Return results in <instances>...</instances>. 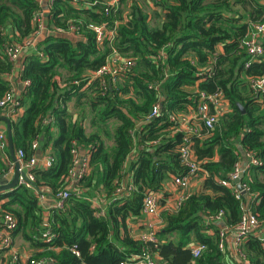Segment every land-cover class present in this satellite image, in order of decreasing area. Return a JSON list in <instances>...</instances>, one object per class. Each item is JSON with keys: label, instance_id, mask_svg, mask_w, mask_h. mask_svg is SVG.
Masks as SVG:
<instances>
[{"label": "trees", "instance_id": "1", "mask_svg": "<svg viewBox=\"0 0 264 264\" xmlns=\"http://www.w3.org/2000/svg\"><path fill=\"white\" fill-rule=\"evenodd\" d=\"M108 1L78 0L80 6H76L72 0H48L44 11L41 0H0V99L12 88L7 76L14 69L5 46H21L33 37L40 12H45L48 29L23 57L21 79L30 83L21 91L24 114L18 121L12 119V127L16 151L22 148L26 160L37 156L38 150L45 156L49 149L54 160L48 168L38 164L31 170L34 189L21 185L0 192V215L10 212L18 220L13 237L23 234L36 249L33 258L54 260L46 264H121L144 246H152L132 233L130 221L143 217L145 192H162L172 174L187 170L179 152L182 134L173 131L169 113L195 107L201 92H222L230 110L220 114L214 129L193 137V150L206 171L201 173L202 190L179 209L162 212V242L155 251L160 264H226V252L219 245L221 220H215V215L224 211L222 220L231 231L241 221L243 204L249 199L259 227L241 245L247 259L243 264H264V238L260 237L264 228V90L256 92L251 87L252 78L264 75V53L252 57L241 45L250 21H264V4L261 0H155L160 10L154 15L160 20L153 22L135 0L129 1L127 19L122 7L127 0L105 12ZM70 22L79 27V38L53 31ZM90 23L116 27L113 46L135 59V65L115 82L108 80L104 90L100 77L89 76L107 63L112 45L106 41L100 46ZM162 50L165 54L158 58ZM151 83L158 88L150 87ZM70 101L75 102L76 117ZM158 101L162 112L148 118ZM90 108L102 124L112 118L119 121L112 146L99 131L86 132L83 120ZM50 117L53 122L46 123ZM154 139L159 143L150 145ZM36 140L37 149L33 147ZM74 145L92 151V170L70 192L63 208L51 207L45 216L37 190L55 194L64 187ZM133 150L135 156L127 166ZM248 152L262 164H251L245 171L242 182L250 190L237 198L219 180H230ZM2 158L0 173H8L12 157L8 153ZM127 174H132L136 190L116 198V189ZM162 194L164 201L169 194ZM96 195L108 198L105 214H98L100 208L87 199ZM46 231L52 234L50 240L44 237ZM195 243L206 246L199 257L192 253Z\"/></svg>", "mask_w": 264, "mask_h": 264}, {"label": "built area", "instance_id": "2", "mask_svg": "<svg viewBox=\"0 0 264 264\" xmlns=\"http://www.w3.org/2000/svg\"><path fill=\"white\" fill-rule=\"evenodd\" d=\"M148 1V0H147ZM264 4V0H261ZM72 3L76 6H80L78 0H72ZM105 12H109L112 7H118L120 0H109L106 3ZM264 18V13H263ZM45 12H40L36 15L37 31L34 32L33 37L26 39L24 44L17 46L16 43H10L5 46V53L9 59L13 62L17 60L21 49L24 46H33L36 40L44 34L47 29L45 24ZM118 24V22H117ZM88 27L93 30L96 34L97 42L100 46L104 45L108 41L112 45V52L107 59V63L98 69L96 72L90 74L89 78L100 77L102 79L103 90L106 89L108 80L115 82L119 76L127 73L133 65H135V59L130 56H126L118 51L113 46L114 41L117 37L116 27L109 28L104 24L90 23ZM249 32L242 40L241 45L246 48V51L252 56H259L264 53L262 40L264 39V21L263 19L258 21H250ZM78 26L70 22L66 28L57 27L53 31L60 34L65 33H78ZM164 51L162 50L158 55V58H163ZM249 65V62L247 63ZM29 81H24L25 86L29 85ZM158 88V84L151 83L150 87ZM251 87L254 91L264 90V75L251 79ZM224 101L222 92L215 94H207L206 92L200 93V98L195 107H191L188 111L184 112H171L169 113V119L173 123V131L180 132L182 134V141L179 145L180 157L182 163L187 168L185 173L172 174L168 181L164 183V189L162 192H145L143 199L142 213L143 217L139 220L138 225L140 230L135 233V236L142 242L150 243L152 246H144L140 253L131 257L130 259L123 260L121 264H158L156 258V249L161 244L162 240L159 235V231L164 225V220L160 212V202L162 200L164 192L170 194L172 197L173 204L167 207V210L179 209L186 200L194 193L192 191V183L195 179L201 178V173H206L204 168L201 166V162L197 159L196 154L193 150V137H202L203 130H212L216 127L221 112V106ZM0 107L2 114L18 121L23 116L24 106L21 104V94L18 93L16 87H12L3 98L0 99ZM215 110V111H213ZM162 112V104L156 102L148 118H152ZM0 113V114H1ZM46 123L53 122V118H48ZM135 134V130L132 131ZM159 143V139H154L149 144L156 145ZM34 148H39V141L33 143ZM39 151V150H38ZM37 151V154H38ZM0 153L4 157H8L9 153V141L6 128L3 126L0 128ZM17 158L20 162V171H25L26 175L19 176V185H23L27 188H35V175L31 171L39 162L42 161V165L50 167L53 163V157L50 149L47 150L45 158L40 160L37 156H33L30 159H25V151L20 148L16 151ZM246 154V153H245ZM73 161L69 169V172L65 176L64 187L55 194H51L48 189L37 190L40 199L46 198L48 195L53 198L51 207L63 208L66 200L73 189L77 190L78 184L88 175L92 170V151L81 149L77 145L72 147ZM135 156V150L132 151L130 157L127 160V166L129 161ZM251 164L261 165L262 160L254 156L252 152L247 153V165L242 168L240 163L237 164L235 170L230 174V180H219L224 185L232 188L237 198H241L242 194L249 193V186L240 181L241 188L236 182V179L240 177V174L245 173L249 169ZM15 163L13 161L10 170L14 171ZM10 172V171H9ZM169 183L171 186H168ZM173 187V188H171ZM172 190H171V189ZM136 190V186L133 181L132 174H127L120 182L116 189V198L126 197L131 195ZM84 190H78L81 193ZM85 194V193H84ZM96 207L98 202L91 197H87ZM98 214H105V211L98 210ZM224 211H220L215 215V220H222ZM0 250H4L7 254L6 264H46L47 262L54 261L52 258L44 257L42 259H36L32 256L26 261L21 260V254L19 250L14 246V237L12 232L18 225L17 218L10 212H4L0 215ZM259 227V220L255 213L251 209L243 204V215L241 221L231 231L227 226L220 229V241L219 245L221 250L225 249V242L229 233L234 235V242L236 244L237 251L243 261H247L245 254L242 251L241 245L249 234L254 232ZM44 237L47 240L52 238V234L49 231L44 233ZM260 237L264 238V228ZM205 245L202 243H195L191 246L194 257H199L202 251L205 249ZM73 252L79 255V251L74 247Z\"/></svg>", "mask_w": 264, "mask_h": 264}, {"label": "crops", "instance_id": "3", "mask_svg": "<svg viewBox=\"0 0 264 264\" xmlns=\"http://www.w3.org/2000/svg\"><path fill=\"white\" fill-rule=\"evenodd\" d=\"M41 1H42V4H43V7H44V11H47V9H48V0H41ZM129 1H131V0H129ZM146 3H147V6L149 7V10L152 9L151 13L148 11V13L150 14V18H151L153 16V14H154V11L155 10H160V8H158V6L153 4L150 0H148ZM158 21H159V19H158ZM65 35L67 37L72 38V39L79 38L74 33H65ZM41 36L43 37V34ZM29 48H31V46H29V47L24 46L21 49L19 57L14 62V69L12 70L11 74L7 76V79L11 82V86L12 87H16L17 90H18V93H20V94H21V91L23 90V88L25 86L24 81H22V79H21L22 60H23V57H24L26 51ZM218 49H219V51H222V47L221 46H219ZM62 72H63L64 75L66 74L65 71H62ZM20 84L22 85V89H20V87H19ZM68 106H69L70 110L72 111V113L74 114V116L76 117L77 116V112H76L77 109L75 108V102L74 101L68 102ZM220 110H221V112H227V111L230 110L228 101H224V103H222V106H221ZM24 111H25V108L23 109V112ZM4 125H5V123L1 122L0 123V128H2ZM85 128H86V132L87 133H92V130H91V132H88L86 126H85ZM0 157L2 158L1 153H0ZM44 158H45V156H42V154H41L40 160H43ZM39 164L42 165V161L39 162ZM246 165H247V158H242V160L240 161V166L242 168H244ZM203 181H204V176H202L201 178H197V179H195L193 181L191 189H192V191L194 193L195 192H200L202 190ZM167 185L171 186L169 183H167ZM171 188H173V187H171ZM169 196H170V194H169ZM169 196H167L164 201L160 202V212H161V214H162L163 211H165L167 209V207H169V206H171L173 204V199H171L172 197H169ZM94 199L99 203L98 207L100 208V210L106 211L105 204L108 201V198H103L101 196L96 195V197ZM41 202H42V204L44 206V214H45V216H47L50 213L49 209L51 208V205L53 203V198L48 195L46 198L42 199ZM248 203H249V199L245 202L246 206L249 207ZM138 222H139V220L130 221V226L132 227V233L133 234L137 233L141 229L140 226L138 225ZM219 223H220L221 227H225L226 226L223 220L219 221ZM262 231H263V229H262ZM261 232H259V233H261ZM233 237H234V235L232 233H229L228 236H227L226 242H225V249L223 250L224 252H226L225 262H226V264H243L244 261L240 257V255H239V253L237 251L236 244L234 242V238ZM14 246H16V248L19 250V252L21 254V260L22 261H26L29 257L34 255V253L36 252V249L31 247L32 245L30 244V242L25 240V238H24L22 233H17V234L14 235ZM155 256L158 259V264H160V260H159L158 254H156ZM6 260H7L6 252L4 250H0V264H6Z\"/></svg>", "mask_w": 264, "mask_h": 264}, {"label": "water", "instance_id": "4", "mask_svg": "<svg viewBox=\"0 0 264 264\" xmlns=\"http://www.w3.org/2000/svg\"><path fill=\"white\" fill-rule=\"evenodd\" d=\"M20 89H22V85H19ZM242 107V106H241ZM162 108H163V104H162ZM243 108V107H242ZM244 110V108H243ZM4 122L5 125L4 127L7 130V134H8V141H9V153L12 157V160L15 163V169L14 171H10L8 173H1L0 174V192H6L9 190H13L17 187H19V176L20 175H26L25 171H20V162L17 158V154H16V147H15V141H14V133H13V127H12V120L10 119V117L4 115V114H0V123ZM38 158H41V153L40 151H38ZM244 173L242 172L240 174V177L238 179H236V182L239 184V188H241V184L240 181L243 178Z\"/></svg>", "mask_w": 264, "mask_h": 264}, {"label": "rangeland", "instance_id": "5", "mask_svg": "<svg viewBox=\"0 0 264 264\" xmlns=\"http://www.w3.org/2000/svg\"><path fill=\"white\" fill-rule=\"evenodd\" d=\"M142 8L144 11L146 12H150L151 10H149V7L147 6V0H135ZM153 4H155V0H150ZM123 10H124V16L125 19H127L128 17V13L130 12V4H129V0H127L123 5ZM158 19L160 20V17H155V15L153 14V16L151 17V21L153 22H158ZM88 112V116L85 118V120H83L84 126L87 127V131L88 132H92L93 131H99L101 134V137L104 138L106 144L108 145V147L112 146L114 144V140H113V133L115 131L116 126L119 124V121L115 118L109 119V121L105 124L100 123V119L99 116L97 115L96 117V113L92 112V109H87ZM93 120L96 121V123H93ZM163 203V202H162Z\"/></svg>", "mask_w": 264, "mask_h": 264}]
</instances>
